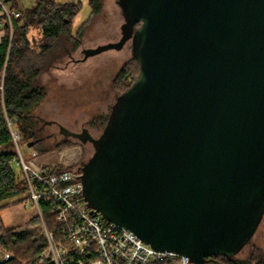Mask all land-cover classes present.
Masks as SVG:
<instances>
[{"label": "water", "instance_id": "95a60500", "mask_svg": "<svg viewBox=\"0 0 264 264\" xmlns=\"http://www.w3.org/2000/svg\"><path fill=\"white\" fill-rule=\"evenodd\" d=\"M117 4L120 40L83 60L130 41L139 74L99 138L61 126L95 148L85 201L192 264L237 256L264 218V0Z\"/></svg>", "mask_w": 264, "mask_h": 264}, {"label": "trees", "instance_id": "16d2710c", "mask_svg": "<svg viewBox=\"0 0 264 264\" xmlns=\"http://www.w3.org/2000/svg\"><path fill=\"white\" fill-rule=\"evenodd\" d=\"M103 2L104 0H89L92 8L89 20L101 13ZM13 7L22 13V17L15 21L12 34L3 17L5 36L0 43V85H3V92L0 91V211L9 205V201L22 203L27 191L26 184L18 178L13 168L15 153L7 119L14 121L15 127L24 135L25 140L35 141V147L40 153L44 154L51 150L42 145L45 138L40 130L43 126L35 114L37 107L47 97L41 77L61 61V56L56 58V51L61 46L64 45V50L68 44L72 45L74 50L79 47L83 28L74 36L73 22L82 9L79 0L66 3L36 0L35 4L27 9L18 7L14 0ZM33 30L39 32L38 38L32 36ZM134 60L137 62L135 58ZM119 77L120 88L124 91L137 78L136 75L128 73L125 67ZM108 118L104 122L105 126ZM69 144L63 143V146ZM64 170L66 169L60 168L55 171ZM47 218L49 219L48 214ZM37 223V219L34 218L30 224L37 226ZM1 233L2 248L12 252L13 256L0 264H34L45 246L43 235L16 232L2 226ZM207 264H264V251L254 247L246 258L219 256L209 259Z\"/></svg>", "mask_w": 264, "mask_h": 264}, {"label": "rangeland", "instance_id": "374dc122", "mask_svg": "<svg viewBox=\"0 0 264 264\" xmlns=\"http://www.w3.org/2000/svg\"><path fill=\"white\" fill-rule=\"evenodd\" d=\"M87 11L89 10L85 9L80 14V22L76 21V24L73 22L74 36L83 27L79 47L74 50L72 45L68 44L67 52H65L64 45L61 46L56 51V58L61 56V61L41 77L47 97L37 107L35 114L40 119V125L45 126L42 135L45 139L42 145L51 148V150L42 154L35 145L32 148L39 153L40 162L55 165L57 169L81 170L83 164L94 153L91 143L83 145L75 139L66 138L60 132L59 126L72 132H80L83 128H87L93 137H99L104 130V122L110 115L112 107L120 93L124 91L123 88H120L119 79L122 69L125 67L128 73L136 76L139 74V66L133 58L130 41L120 50L107 49L83 60V50L95 49L119 41L121 26L124 23L117 0H104L101 13L91 20H89L91 15L85 19ZM82 20L84 21L82 22ZM32 33L33 37H39L37 30H33ZM51 122L52 125L47 124ZM30 141L26 140L28 143ZM63 143L70 144L63 146ZM13 168L18 176L19 168L15 163ZM8 204L13 205V201H9ZM9 207L11 206L7 205L1 211L3 212ZM29 211L33 213L32 208ZM37 222V226L30 224L25 229L14 230L16 232L25 231L32 235H43L40 219H37ZM1 236L0 226V239ZM254 247H259L264 251V218L253 238L237 257L246 258ZM0 250L3 255L13 256L12 252L2 248L1 243Z\"/></svg>", "mask_w": 264, "mask_h": 264}, {"label": "built area", "instance_id": "2783aa9c", "mask_svg": "<svg viewBox=\"0 0 264 264\" xmlns=\"http://www.w3.org/2000/svg\"><path fill=\"white\" fill-rule=\"evenodd\" d=\"M13 1L0 0L11 34L22 17ZM7 124L13 164L27 187L22 205L34 208V218L42 223L45 246L34 264H191L188 256L157 251L134 231L93 214L84 198L81 170L58 172L55 165L40 162L39 153L28 146L14 121L7 119ZM10 257L0 252V262Z\"/></svg>", "mask_w": 264, "mask_h": 264}, {"label": "crops", "instance_id": "0c3cea01", "mask_svg": "<svg viewBox=\"0 0 264 264\" xmlns=\"http://www.w3.org/2000/svg\"><path fill=\"white\" fill-rule=\"evenodd\" d=\"M58 3H66L71 0H55ZM82 3V9L83 10H89L86 12L87 19L91 14H92V8L90 6L89 0H79ZM36 0H15V3L18 7L22 9H27L32 7L35 4ZM119 6V5H118ZM84 7V8H83ZM80 11L79 15L76 17L74 20V24H76V21L80 22L81 17L80 14L82 13V10ZM3 15L2 11L0 9V43L2 42V39L5 36V29L4 25L2 23ZM84 19V20H85ZM82 20V22L84 21ZM21 203V202H20ZM11 206L5 211H0V221H1V226L4 227L5 229H25L28 225H30L31 221L34 219V208L28 207L25 208L22 204H17L16 202L13 203V205H8ZM13 207H16L18 209H14ZM33 209V213H30L29 209Z\"/></svg>", "mask_w": 264, "mask_h": 264}, {"label": "flooded vegetation", "instance_id": "af4514ba", "mask_svg": "<svg viewBox=\"0 0 264 264\" xmlns=\"http://www.w3.org/2000/svg\"><path fill=\"white\" fill-rule=\"evenodd\" d=\"M109 116H110V115H109ZM47 124H48V125H52L53 123L51 122V123H47ZM44 128H45V126H43V127L41 128L40 132L44 133V131H43ZM85 129L88 131V134H90V136H91L92 138H96V139H97V138H99V137L101 136V135H100L99 137H93L92 134L90 133V131H89L87 128H83L80 132H75V133H77V134H82L83 131H84ZM59 130H60V132H61V126H59ZM103 131H104V130H103ZM102 133H103V132H102ZM64 136H65L66 138H72V139H75V140L79 141V142H80L81 144H83V145H84V144L91 143L92 146H93V148H94L93 143L90 141V139L88 138L87 135H78V136H75V137L72 136V135H64ZM94 152H95V148H94ZM93 154H94V153H93ZM92 156H93V155H92ZM92 156H91V157H92ZM91 157H90V158H91ZM90 158H89V160H90ZM89 160H88V161H89ZM88 161H87V162H88ZM87 162H86V163H87ZM86 163H84L83 166H84ZM83 166H82V167H83ZM82 167H81V169H82ZM191 264H192V263H191ZM206 264H207V263H206Z\"/></svg>", "mask_w": 264, "mask_h": 264}]
</instances>
